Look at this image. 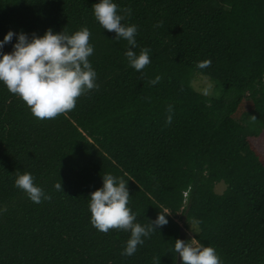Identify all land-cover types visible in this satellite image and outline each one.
Masks as SVG:
<instances>
[{"label": "trees", "instance_id": "trees-1", "mask_svg": "<svg viewBox=\"0 0 264 264\" xmlns=\"http://www.w3.org/2000/svg\"><path fill=\"white\" fill-rule=\"evenodd\" d=\"M95 2L0 0V39L86 26L98 84L48 119L0 85V264H177L173 241L195 220L192 237L222 264H264V0H114L131 9L122 22L137 26L133 50H150L139 71L127 41L95 20ZM195 72L221 95L195 90ZM17 171L49 198L30 201ZM105 173L126 181L137 222L166 214L131 256L121 255L128 231L89 221Z\"/></svg>", "mask_w": 264, "mask_h": 264}, {"label": "clouds", "instance_id": "clouds-1", "mask_svg": "<svg viewBox=\"0 0 264 264\" xmlns=\"http://www.w3.org/2000/svg\"><path fill=\"white\" fill-rule=\"evenodd\" d=\"M117 7L114 0H96L92 4V13L102 29L114 33V39L127 41L129 47L123 55L128 64L139 71L150 63V50L147 47H141L138 53L133 50L136 48L137 26L122 22L131 9L118 12ZM13 36L15 42L11 44V50L0 52V85L18 96L36 118H53L71 110L77 97L98 87L96 72L87 59L93 53V46L89 43L90 32L86 26L71 34L62 30L53 32L51 28L45 29L42 35L8 30L0 39V49ZM159 79L157 75L150 83L155 84ZM167 119L170 121L171 117ZM14 186L24 191L34 203L49 198L34 183L30 172L17 171ZM54 187L61 189L59 182ZM128 200L126 181L111 173L101 176V186L88 196L89 221L93 227L101 232L110 228L129 232L121 251L124 256H131L137 245L143 244L144 237L167 223L166 214L162 212L146 225L137 222L135 213L127 207ZM2 211L4 209L0 207ZM194 223L198 225L199 221ZM173 242L172 250L179 257L180 264H222L215 249L195 237L187 241L177 238Z\"/></svg>", "mask_w": 264, "mask_h": 264}, {"label": "rangeland", "instance_id": "rangeland-1", "mask_svg": "<svg viewBox=\"0 0 264 264\" xmlns=\"http://www.w3.org/2000/svg\"><path fill=\"white\" fill-rule=\"evenodd\" d=\"M192 86L195 90L198 92H201L207 96L211 97H219L221 95V91L219 87H215V85L205 76L193 73L192 74ZM253 114L247 115L246 120L248 122H251V126L253 128H258L260 126V123L257 119L253 118ZM260 142L258 141L256 143L257 146H260ZM224 188L223 183H217L214 185V192L220 193ZM184 231V239L187 241L188 239L192 238V232L194 233L196 231V226L193 222H188L186 229H183Z\"/></svg>", "mask_w": 264, "mask_h": 264}, {"label": "water", "instance_id": "water-1", "mask_svg": "<svg viewBox=\"0 0 264 264\" xmlns=\"http://www.w3.org/2000/svg\"><path fill=\"white\" fill-rule=\"evenodd\" d=\"M179 239L184 240V232L182 228L179 229ZM177 264H180L178 256H177Z\"/></svg>", "mask_w": 264, "mask_h": 264}, {"label": "built area", "instance_id": "built-area-1", "mask_svg": "<svg viewBox=\"0 0 264 264\" xmlns=\"http://www.w3.org/2000/svg\"><path fill=\"white\" fill-rule=\"evenodd\" d=\"M184 195H185V193H184Z\"/></svg>", "mask_w": 264, "mask_h": 264}]
</instances>
